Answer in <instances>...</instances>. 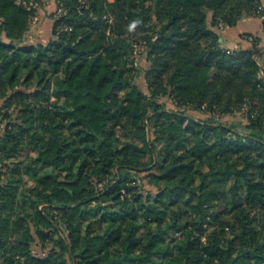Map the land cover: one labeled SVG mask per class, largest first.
<instances>
[{"label": "trees", "instance_id": "obj_1", "mask_svg": "<svg viewBox=\"0 0 264 264\" xmlns=\"http://www.w3.org/2000/svg\"><path fill=\"white\" fill-rule=\"evenodd\" d=\"M42 1L0 0V264H264V68L220 34L261 0H56L29 41Z\"/></svg>", "mask_w": 264, "mask_h": 264}, {"label": "rangeland", "instance_id": "obj_2", "mask_svg": "<svg viewBox=\"0 0 264 264\" xmlns=\"http://www.w3.org/2000/svg\"><path fill=\"white\" fill-rule=\"evenodd\" d=\"M38 14L33 18L30 29L27 33V40L38 41L41 40L44 43H48L50 38L52 37V25L55 21L54 14L57 12V3L56 0H43L41 4L37 5ZM263 8L260 13H262ZM263 15V14H262ZM259 15V16H262ZM224 27V26H223ZM221 28V27H220ZM252 38V39H251ZM249 39L252 41L256 40L255 36H249ZM138 50L140 52L138 59V66L140 68L139 75L137 76L138 83L148 91L147 88V80L145 78V71L149 66V60L145 53L144 45H138ZM257 59V56L254 55ZM160 103H165L167 108L170 109H180L177 107L174 100L168 96H163L159 98ZM2 101L0 100V105ZM185 112L198 118V119H207L211 114L204 110H195V109H185ZM219 122L225 123L227 125H243L246 124L247 119L244 116L243 112H235L231 114L224 115H215L214 117ZM146 187H151L150 185H146Z\"/></svg>", "mask_w": 264, "mask_h": 264}, {"label": "crops", "instance_id": "obj_3", "mask_svg": "<svg viewBox=\"0 0 264 264\" xmlns=\"http://www.w3.org/2000/svg\"><path fill=\"white\" fill-rule=\"evenodd\" d=\"M263 15H245L237 25L232 27H221V41L226 48L235 49L238 47L254 49V55L264 68V0H261ZM255 36L252 41L246 35Z\"/></svg>", "mask_w": 264, "mask_h": 264}, {"label": "built area", "instance_id": "obj_4", "mask_svg": "<svg viewBox=\"0 0 264 264\" xmlns=\"http://www.w3.org/2000/svg\"><path fill=\"white\" fill-rule=\"evenodd\" d=\"M261 10H262V6H260V10L258 11V13H260V12H261Z\"/></svg>", "mask_w": 264, "mask_h": 264}]
</instances>
